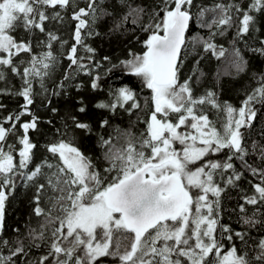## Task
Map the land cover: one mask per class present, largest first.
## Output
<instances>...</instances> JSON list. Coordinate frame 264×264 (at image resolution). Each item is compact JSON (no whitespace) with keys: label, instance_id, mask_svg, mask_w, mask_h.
Instances as JSON below:
<instances>
[{"label":"snow or ice","instance_id":"1","mask_svg":"<svg viewBox=\"0 0 264 264\" xmlns=\"http://www.w3.org/2000/svg\"><path fill=\"white\" fill-rule=\"evenodd\" d=\"M116 33L142 50L97 59L88 41ZM240 44L264 58V0H0V264H264V130L252 138L264 73L239 107L198 92L205 59L223 60L226 75L246 71ZM115 73L149 90L143 103L122 82L91 105L108 114L95 127L83 96L59 126L34 110L39 98L56 115L53 97L85 87L77 77L97 92ZM10 98L21 101L12 110ZM122 113L128 126H113ZM41 123L51 129L43 145L31 135ZM93 136L96 155L80 147ZM18 179L34 190L31 212L9 232ZM233 189L236 227L223 222Z\"/></svg>","mask_w":264,"mask_h":264},{"label":"trees","instance_id":"2","mask_svg":"<svg viewBox=\"0 0 264 264\" xmlns=\"http://www.w3.org/2000/svg\"><path fill=\"white\" fill-rule=\"evenodd\" d=\"M147 5L152 3V0H143ZM211 2V0H209ZM108 3H112V0H108ZM81 6H84L83 4ZM111 21H109V24ZM73 27V22L69 21L63 26V35L64 38L70 39L71 31ZM102 32L107 31V25L101 29ZM145 38L144 34H140V39ZM221 40V43L225 44V47H228L227 39ZM130 37L121 35L119 33L100 36L94 40L88 41L92 44L93 47L97 49V59H102L104 56H109L112 59L113 63H117L120 59H125L127 57L128 48H133L135 51L140 52L141 45L136 42L128 43ZM71 42V41H70ZM249 43L256 44L255 41H249ZM258 46V45H257ZM239 47L243 51V55L248 60V66L245 72L235 74L234 70L231 75L224 74L225 62L223 60H216L214 58H209L201 61L200 67L205 73V77L201 80L198 86V92H203L205 89H213L219 93V99L221 101H228L233 104L235 107L240 106V102L245 98L247 92H250L254 87L257 86V82L253 79L254 73H264V58L253 56L243 44H240ZM67 65V61H62L59 68L56 69L55 79H61L64 68ZM107 62L104 63V67H108ZM191 68V61L186 65V71ZM220 74L219 77L217 74ZM119 73H115L113 76L105 77L102 81V87L104 91L93 92L88 86V77L83 75L77 77L75 82H83L85 87L77 92L73 87L69 86L67 89V94L60 97L52 98V106L59 109L58 114L53 115L50 110L45 108L41 100L37 98L34 110L42 118V120L52 119L55 121L56 125L59 126L60 117L64 116L70 110H74L76 101L79 97L83 96L85 102L91 105L95 103L98 99L105 98L106 92L109 86H118L119 84L128 83L130 86L134 87L139 96L141 97V103H143V97L149 95V90L141 89L140 82L136 78H124L123 81L116 79ZM4 102L8 105L9 110L15 109L19 101L17 98L5 99ZM257 117L253 121L254 124V133L252 138L258 139V133L261 130H264V105L256 104ZM108 114L101 113L100 110L91 108L89 113V120L93 123L94 127L97 122L105 118ZM210 118H215L210 115ZM135 119V117H133ZM113 126L119 125L121 128H126L129 124V117L126 114H121L118 117H115L112 120ZM142 124H138L136 128L133 129L135 132H139L143 129ZM112 132V128L107 130ZM51 134V129L46 123H41L40 132L32 133V139L34 142H37L40 145H43L49 138ZM10 140L14 141L15 138L12 137ZM80 147L83 151L91 155H96L99 153V149L96 147L95 137L84 138L80 143ZM43 149L40 148L36 153V162L42 158ZM245 189H248L247 182H244L242 185ZM33 189L25 188L23 186L22 179L17 180V187L15 192L9 197V200L6 203V223L10 229L14 226H20L23 231V226L25 221L28 219L31 212V196L33 195ZM240 193L233 189L225 197H222V208H223V222L231 223L236 227L235 217L230 216L232 208L235 206L236 201ZM34 222V221H33Z\"/></svg>","mask_w":264,"mask_h":264}]
</instances>
